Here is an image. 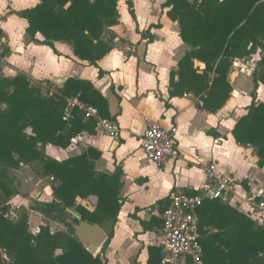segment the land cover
I'll return each mask as SVG.
<instances>
[{"label": "trees", "instance_id": "16d2710c", "mask_svg": "<svg viewBox=\"0 0 264 264\" xmlns=\"http://www.w3.org/2000/svg\"><path fill=\"white\" fill-rule=\"evenodd\" d=\"M40 1L16 12L28 22L29 40L37 41L40 33L43 43L54 50L55 42L67 43L79 59L100 69L99 61L115 48L117 34L111 28L120 23L119 0ZM127 4L136 18L133 0ZM163 8L178 22L181 39L191 47L170 71L171 98L191 93L203 101L201 109L218 112L232 96L229 73L234 60L258 53L254 83L256 88L264 86V0H167ZM3 35L0 28V39ZM3 53L7 55V49ZM105 73L100 69V76ZM55 87L58 92L48 97L39 83L23 74L0 77V264H109L106 250L122 208L124 172L99 170L86 150L64 160L47 153L49 145L66 149L78 135L97 131V120L86 118L81 109L74 110L70 122L63 119L68 98L97 107L104 119H111L109 102L90 80L71 77ZM232 134L237 143L254 148L264 167V101L249 107ZM25 168L50 182L53 199H32L14 210L17 216H10L9 201L18 195L28 198L29 189L19 180ZM91 197H96L93 210L79 202ZM165 202L161 204L166 206ZM67 208L106 231L108 238L99 253L92 254L76 236L73 223L79 221ZM31 211L48 222L37 234L29 226ZM198 213L201 231L210 232L202 240V264H264L263 223L222 199L205 201ZM55 222L67 229L53 231L50 224ZM144 224L151 227L150 222ZM161 257V248L151 247L148 264H160ZM185 264L195 263L188 259Z\"/></svg>", "mask_w": 264, "mask_h": 264}, {"label": "crops", "instance_id": "0c3cea01", "mask_svg": "<svg viewBox=\"0 0 264 264\" xmlns=\"http://www.w3.org/2000/svg\"><path fill=\"white\" fill-rule=\"evenodd\" d=\"M140 1L142 10L139 0H133L134 18L127 0H119L120 23L111 28L117 34L115 48L99 61L100 69L106 72L100 76V69L79 59L69 44L55 42L54 50L43 43L40 33L37 41L29 40L28 22L16 12L36 7L40 0H0L1 40L7 49V63L0 77L23 74L32 82L48 81L57 87L71 77L90 80L107 98L110 118L121 126L119 139L100 128L93 135L82 133L77 145L81 151L73 154L68 148H47L50 156L64 160L94 146L102 152L96 161L99 170L113 173L120 168L124 172L122 208L106 250L109 264H148L150 248L160 247L157 236L165 208L162 201L174 191L195 195L196 188L207 180L210 164H217L219 173L235 179V193L230 197L233 206L238 208L242 193L264 197V167L259 166L254 148L237 143L232 134L249 107L264 101V86L256 88L254 83L255 58L259 56L260 60L261 54L234 60L229 73L232 96L216 113L201 109L191 93L171 98L170 71L177 68L191 47L181 39L178 22L171 20L168 9L163 8L167 0ZM196 65L205 67L198 61ZM149 119L178 127V158L165 166L151 162L143 151ZM95 199L79 198V202L93 210ZM255 220L264 224L259 218ZM148 222L150 228L144 224Z\"/></svg>", "mask_w": 264, "mask_h": 264}, {"label": "built area", "instance_id": "2783aa9c", "mask_svg": "<svg viewBox=\"0 0 264 264\" xmlns=\"http://www.w3.org/2000/svg\"><path fill=\"white\" fill-rule=\"evenodd\" d=\"M3 40L0 39V67L7 63V55L3 53ZM45 96L52 97L58 92L55 86L48 81L38 82ZM190 94L186 93L185 96ZM199 105L203 101L197 97ZM84 111L86 118L97 120V129L100 128L113 139L121 137V126L113 119H104L100 110L79 98H68L63 111V119L70 122L74 118V110ZM82 134L72 140L68 149H77ZM178 127H166L161 121L149 119L146 122V131L142 140V148L146 157L158 166H165L178 158ZM207 180L196 188L195 195L183 191H174L170 194L167 204L161 213L162 226L158 233V242L161 248L160 264H185L191 259L195 264H202L204 247L202 240L206 234L201 231L199 223V208L205 201L222 199L231 203V194L236 187L232 176L217 171V164H210L206 171ZM235 193V192H234ZM238 208L254 219L264 221V197L256 193H242L239 195ZM259 198V199H258ZM232 204V203H231ZM40 229L37 231V233ZM215 231V229H212ZM34 233V232H33ZM35 233V234H37Z\"/></svg>", "mask_w": 264, "mask_h": 264}, {"label": "water", "instance_id": "95a60500", "mask_svg": "<svg viewBox=\"0 0 264 264\" xmlns=\"http://www.w3.org/2000/svg\"><path fill=\"white\" fill-rule=\"evenodd\" d=\"M2 68L0 67V76ZM88 157L93 161H99L102 157V152L94 146H89L86 149ZM23 188H28L30 184L35 185L40 181V177L32 172L29 168H26L22 172V176L19 177ZM70 215L77 219L79 223H73L75 228V234L79 237L88 247V250L92 254L100 252L102 245L106 242L108 235L106 231L99 224H90L83 221L82 216L71 208H67ZM69 222H72L69 220Z\"/></svg>", "mask_w": 264, "mask_h": 264}, {"label": "rangeland", "instance_id": "374dc122", "mask_svg": "<svg viewBox=\"0 0 264 264\" xmlns=\"http://www.w3.org/2000/svg\"><path fill=\"white\" fill-rule=\"evenodd\" d=\"M139 6H140V9L142 10L143 7H142V2L140 0H139ZM123 19H125V17ZM255 59L257 61V62H255L256 66H258L259 56H257V58H255ZM256 71H258V67L256 68ZM84 142L86 144L88 141L85 140ZM78 146H79V144H78ZM79 148L80 147H78L74 151L78 152L81 149V148L80 149ZM74 151H72L71 153L73 154ZM68 155H70V154H68ZM23 170H21L19 173L22 174ZM49 183L50 182L48 180L41 179L37 184H35V185L30 184L29 185V187L27 188V189H29V193L27 194L28 198H24L22 195H18V196L13 197L11 199V200H13V202L10 203V205L12 207V211L9 215L10 216H17V213L14 210L15 209L19 210L20 207L28 206L32 199H39L42 201L52 200L53 199V191L51 189V186H49ZM47 224H48V222L39 213L33 212V211L30 212L29 226H30L31 231H33L34 233H37V231L40 229V226L47 225ZM50 226H51L53 231H58L61 229H67V226L61 222L51 223ZM104 244L102 245L101 249L103 248ZM5 257L7 258L6 255H5Z\"/></svg>", "mask_w": 264, "mask_h": 264}]
</instances>
